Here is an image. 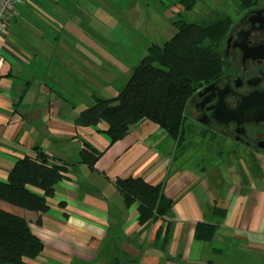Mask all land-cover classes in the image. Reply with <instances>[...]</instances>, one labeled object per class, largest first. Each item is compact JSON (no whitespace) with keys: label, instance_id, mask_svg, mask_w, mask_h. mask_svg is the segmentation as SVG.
I'll return each mask as SVG.
<instances>
[{"label":"crops","instance_id":"1","mask_svg":"<svg viewBox=\"0 0 264 264\" xmlns=\"http://www.w3.org/2000/svg\"><path fill=\"white\" fill-rule=\"evenodd\" d=\"M138 4L21 0L0 36V181L37 146L66 166L48 211L0 199L44 243L38 257L18 264H264V161L223 152L191 164L196 156L179 154L177 141L146 118L113 143L105 122L76 123L95 94L118 93L90 87L103 49L78 46L74 27L79 19L102 26ZM85 143L102 151L94 167L81 161ZM131 177L162 185L169 213L142 224L139 203H126L116 184Z\"/></svg>","mask_w":264,"mask_h":264},{"label":"trees","instance_id":"2","mask_svg":"<svg viewBox=\"0 0 264 264\" xmlns=\"http://www.w3.org/2000/svg\"><path fill=\"white\" fill-rule=\"evenodd\" d=\"M238 12L255 0H234ZM191 11L197 0H181ZM178 13L174 22L176 33L162 44L150 45L146 55L134 68L124 90L115 97H96L94 104L83 109L76 118L81 126L107 124L106 133L111 142L123 138L141 119L146 118L177 141V152L188 149L182 145L186 133L193 129L189 103L205 84L225 71L224 42L234 20L224 15L205 22L190 21ZM206 135V134H203ZM222 155V152H217ZM102 151L85 143L81 161L94 167ZM66 166L50 160L36 147L34 156L19 160L9 172L7 181H0V199L44 213L50 209L54 185L63 178ZM126 203H139L142 224L169 213L172 199L162 185L147 183L142 178L116 179ZM42 189L37 193L31 188ZM44 249L24 218L0 209V264H18L25 258H36Z\"/></svg>","mask_w":264,"mask_h":264},{"label":"flooded vegetation","instance_id":"3","mask_svg":"<svg viewBox=\"0 0 264 264\" xmlns=\"http://www.w3.org/2000/svg\"><path fill=\"white\" fill-rule=\"evenodd\" d=\"M239 13L224 42L225 71L198 90L188 116L202 125V135L217 139L205 149L223 153L229 143L226 152H244L256 163L264 161V0ZM256 103L261 117L251 119Z\"/></svg>","mask_w":264,"mask_h":264},{"label":"rangeland","instance_id":"4","mask_svg":"<svg viewBox=\"0 0 264 264\" xmlns=\"http://www.w3.org/2000/svg\"><path fill=\"white\" fill-rule=\"evenodd\" d=\"M183 5L181 0H139L135 10L119 13L120 18L110 16L107 24L101 22L102 26L94 24L88 27L87 19H79V24L73 29V34L79 37L77 45L90 46L94 51L97 48L99 51L103 49L99 53L100 60L93 59L94 66L100 72H94L89 81L93 91L105 94L113 90L121 93L148 47L162 44L176 33L174 22L179 19L178 13ZM238 6L239 3H234V0H197L191 11L182 10L181 17L205 22L210 18L228 15L235 22L241 14L237 11ZM97 96L99 94H95L94 99ZM79 100L82 101V98ZM191 123L194 128L186 133V140L182 145L188 147L187 156H196L191 158V164H207L208 159L217 156L214 146L213 151L204 148L205 144L212 142V135L210 132L202 135V125L194 120ZM216 140L213 139V143ZM228 146L229 143H226L224 153H227ZM223 158L226 161L229 156L224 155ZM232 161L235 163L234 159Z\"/></svg>","mask_w":264,"mask_h":264},{"label":"built area","instance_id":"5","mask_svg":"<svg viewBox=\"0 0 264 264\" xmlns=\"http://www.w3.org/2000/svg\"><path fill=\"white\" fill-rule=\"evenodd\" d=\"M21 0H0V36L9 32L11 20L16 16Z\"/></svg>","mask_w":264,"mask_h":264},{"label":"water","instance_id":"6","mask_svg":"<svg viewBox=\"0 0 264 264\" xmlns=\"http://www.w3.org/2000/svg\"><path fill=\"white\" fill-rule=\"evenodd\" d=\"M261 111H262V106L256 103V108L253 109L250 113L251 119H259L261 116L257 117V115L259 114H257L256 112H261ZM247 119H250V118H247Z\"/></svg>","mask_w":264,"mask_h":264}]
</instances>
